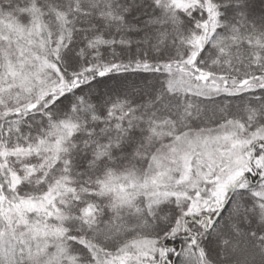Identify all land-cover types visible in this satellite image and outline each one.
<instances>
[{"label": "snow or ice", "instance_id": "snow-or-ice-1", "mask_svg": "<svg viewBox=\"0 0 264 264\" xmlns=\"http://www.w3.org/2000/svg\"><path fill=\"white\" fill-rule=\"evenodd\" d=\"M0 264H264V0H0Z\"/></svg>", "mask_w": 264, "mask_h": 264}]
</instances>
